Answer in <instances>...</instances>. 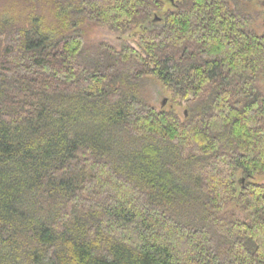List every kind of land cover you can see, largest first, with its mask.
Instances as JSON below:
<instances>
[{
    "label": "trees",
    "instance_id": "obj_1",
    "mask_svg": "<svg viewBox=\"0 0 264 264\" xmlns=\"http://www.w3.org/2000/svg\"><path fill=\"white\" fill-rule=\"evenodd\" d=\"M49 2L0 21V264H264V32L235 0ZM82 17L138 48L86 52Z\"/></svg>",
    "mask_w": 264,
    "mask_h": 264
},
{
    "label": "rangeland",
    "instance_id": "obj_2",
    "mask_svg": "<svg viewBox=\"0 0 264 264\" xmlns=\"http://www.w3.org/2000/svg\"><path fill=\"white\" fill-rule=\"evenodd\" d=\"M50 1V0H49ZM48 0H0V21L7 22L8 26H19L21 24H26L24 18L27 15L33 13L40 14L43 18L47 19V22L52 23L53 17L50 11L51 3ZM172 3L174 0H170ZM238 4L239 9L242 12L248 14L251 19L250 27L256 33L264 32V0H235ZM51 7H53L51 5ZM57 23V22H55ZM53 26V25H52ZM68 26L65 33H70L72 31L81 33L84 39V49L86 52L93 53L95 47L99 43H106L119 49L124 43L138 48L137 36L133 31L118 32L116 30H111L107 26L97 25L91 23L86 18L82 17L77 19L75 25ZM55 27V25L53 26ZM55 32V30H54ZM54 34V33H53ZM258 88L260 91L264 92V72L259 75ZM139 94L146 103L154 106L157 109L164 108L166 110L175 111L179 116L185 115L186 112V101L172 99L171 94L166 90V88L158 82V80L152 76L143 78L139 83ZM258 182L264 183V175L256 177ZM228 211H234L239 217H243V214L238 208L232 205L227 207Z\"/></svg>",
    "mask_w": 264,
    "mask_h": 264
},
{
    "label": "water",
    "instance_id": "obj_3",
    "mask_svg": "<svg viewBox=\"0 0 264 264\" xmlns=\"http://www.w3.org/2000/svg\"><path fill=\"white\" fill-rule=\"evenodd\" d=\"M157 18H158V17H157V16H155V17H154V19H153L152 21H155Z\"/></svg>",
    "mask_w": 264,
    "mask_h": 264
}]
</instances>
